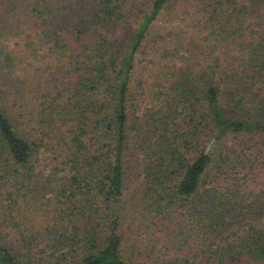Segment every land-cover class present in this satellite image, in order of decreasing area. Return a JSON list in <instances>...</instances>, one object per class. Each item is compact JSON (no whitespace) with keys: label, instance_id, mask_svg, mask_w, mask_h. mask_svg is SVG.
I'll list each match as a JSON object with an SVG mask.
<instances>
[{"label":"trees","instance_id":"obj_1","mask_svg":"<svg viewBox=\"0 0 264 264\" xmlns=\"http://www.w3.org/2000/svg\"><path fill=\"white\" fill-rule=\"evenodd\" d=\"M176 1L0 0V264H264V0Z\"/></svg>","mask_w":264,"mask_h":264},{"label":"rangeland","instance_id":"obj_2","mask_svg":"<svg viewBox=\"0 0 264 264\" xmlns=\"http://www.w3.org/2000/svg\"><path fill=\"white\" fill-rule=\"evenodd\" d=\"M181 0H177L176 2H180ZM184 4V1H183V3H182V5ZM171 18V15L170 14H166L165 15V20L166 21H168L169 19ZM183 19H185V18H183ZM167 26H168V29L166 30V31H164L163 33H162V36H168V34H169V30H170V28L172 27L170 24H167ZM166 38H170V37H166ZM149 46H152V47H154V49L156 48V46L155 45H149ZM174 47V43H173V45H172V47H170V48H173ZM149 52H151L150 50L148 51V54H149ZM147 56H145V57H138V59H137V63L139 64V65H141V67H140V72L141 73H143L145 70H147V69H150L151 67V73H153L154 72V70H155V68H156V66L158 65V64H156L155 66H154V64H155V60H154V62H152L153 63V66H151V64L148 62V60L149 59H147L146 58ZM178 65H180L179 64V62L178 61H176L175 63H174V65L173 66H178ZM143 76H145V75H148V74H142ZM260 165H257L256 167H259ZM264 168V167H263ZM263 168H262V171H263ZM260 180V181H259ZM250 188H251V193H250V196H251V199H255V198H257V197H264V179H260V178H257V179H253V181L252 182H250ZM260 227H264V217H263V219H261L258 223H257Z\"/></svg>","mask_w":264,"mask_h":264}]
</instances>
